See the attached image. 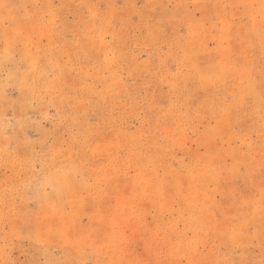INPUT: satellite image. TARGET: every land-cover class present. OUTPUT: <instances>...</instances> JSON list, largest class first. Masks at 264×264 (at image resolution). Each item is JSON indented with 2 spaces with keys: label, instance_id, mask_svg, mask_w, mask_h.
Here are the masks:
<instances>
[{
  "label": "rangeland",
  "instance_id": "rangeland-1",
  "mask_svg": "<svg viewBox=\"0 0 264 264\" xmlns=\"http://www.w3.org/2000/svg\"><path fill=\"white\" fill-rule=\"evenodd\" d=\"M0 264H264V0H0Z\"/></svg>",
  "mask_w": 264,
  "mask_h": 264
}]
</instances>
